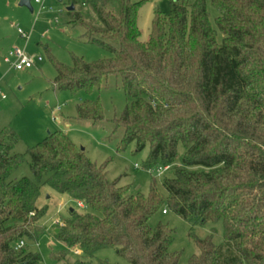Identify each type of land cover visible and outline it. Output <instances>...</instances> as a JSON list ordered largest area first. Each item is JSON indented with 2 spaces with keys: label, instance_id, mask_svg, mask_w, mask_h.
<instances>
[{
  "label": "trees",
  "instance_id": "trees-1",
  "mask_svg": "<svg viewBox=\"0 0 264 264\" xmlns=\"http://www.w3.org/2000/svg\"><path fill=\"white\" fill-rule=\"evenodd\" d=\"M169 0L154 10L148 39L139 40L133 0H67L85 7L64 11L87 42L112 55L94 61L71 55V65L51 58L53 84L69 91L98 87L119 77L130 99L111 121L121 128L119 148L148 147L143 168L168 166L184 152L173 176L162 180L163 197L150 181L148 193L129 192L109 180L106 165L91 161L66 133H48L27 149L32 178L11 179L22 155L13 152L16 133L0 132V264H39L28 240L43 231L40 187L65 194L88 211L69 209L54 238L92 264L102 248H114L126 264H179L167 224L149 219L165 207L191 225L221 222L222 240L189 233L197 253L187 264H264V0ZM67 6V7H68ZM56 23V22H55ZM78 120L104 119L98 102L75 107ZM79 207V206H78ZM23 245L15 249L16 244ZM96 264H112L97 259Z\"/></svg>",
  "mask_w": 264,
  "mask_h": 264
},
{
  "label": "rangeland",
  "instance_id": "rangeland-1",
  "mask_svg": "<svg viewBox=\"0 0 264 264\" xmlns=\"http://www.w3.org/2000/svg\"><path fill=\"white\" fill-rule=\"evenodd\" d=\"M19 0H0V132L8 127L13 130L18 141L13 152L22 155L21 163L13 170L12 177L32 178L28 165L27 149L42 141L48 133L60 130L67 134L78 147H82L86 156L97 164L107 161L106 171L109 180H117L120 186H129V192L148 193L150 181H154L157 191L163 196L166 192L162 180L173 176V167L180 164L184 149L177 147V157L166 170L157 171L162 164L151 170L143 168L148 154V147L136 151L133 142L123 149L119 142L123 131L114 128L112 119L120 115L130 100L123 91L119 77L108 76L98 87L91 90L69 91L58 89L53 84L55 71L51 58L71 65V55L82 57L85 61H94L112 55L109 51L87 42L82 36L83 29L68 23L64 15L67 0H31L32 12L18 6ZM82 2L83 0H79ZM139 2L137 9V28L139 40L148 39L150 23L154 10L162 13L169 11V0H133ZM190 2L194 0H189ZM209 19L213 22L215 11L206 0ZM86 8L75 6L74 10L83 12ZM56 22V23H55ZM17 29L27 34L19 36ZM19 48L24 53L41 60L28 70H8L1 57L9 49ZM98 102L104 119L100 122L78 120L75 107L79 103ZM135 164L137 166H135ZM38 205H46L43 217L39 219L42 233L34 240H28L30 251L41 257L39 264H64L56 256L67 252V259H83L81 252L66 250L65 245L54 238V231L59 229L62 220L68 216L69 209L78 212L88 211L65 194H58L46 184L40 187ZM166 213L158 211L148 221L153 228L158 223L167 224L173 231L171 251L180 254L179 264H187L189 257L197 253V248L189 233L197 238L212 235V241L218 244L222 240L221 222H204L191 225L165 207ZM105 259L112 264H126V260L115 253L114 248L99 249L91 263Z\"/></svg>",
  "mask_w": 264,
  "mask_h": 264
},
{
  "label": "built area",
  "instance_id": "built-area-1",
  "mask_svg": "<svg viewBox=\"0 0 264 264\" xmlns=\"http://www.w3.org/2000/svg\"><path fill=\"white\" fill-rule=\"evenodd\" d=\"M35 3H40L39 0H34ZM17 33L19 34V36L23 37V38H27V34L25 32H23L21 29H17ZM41 60V58L39 56H37L36 58L24 53L22 50H20L17 47H14L10 50H8L3 56H2V62L4 64H6L8 66L9 69H14L17 71H22V70H27L30 69L32 67H34L39 61ZM135 166H137L135 164ZM168 168V166H163L158 167L157 171L161 172L162 170H166ZM77 205L79 207H82V203H77ZM163 213H165V211H163ZM23 245V241H19L16 246L15 249L21 247ZM76 252V251H75ZM78 253V251L76 252V254Z\"/></svg>",
  "mask_w": 264,
  "mask_h": 264
},
{
  "label": "water",
  "instance_id": "water-1",
  "mask_svg": "<svg viewBox=\"0 0 264 264\" xmlns=\"http://www.w3.org/2000/svg\"><path fill=\"white\" fill-rule=\"evenodd\" d=\"M58 1H61V0H58ZM31 0H19L18 1V6H21V7H25V8H27L30 12H32V7H31ZM66 9L68 10V11H71V10H73L74 9V7L72 6V5H69L68 7H66ZM81 149H83L82 147H81ZM56 231H58V229H56Z\"/></svg>",
  "mask_w": 264,
  "mask_h": 264
},
{
  "label": "crops",
  "instance_id": "crops-1",
  "mask_svg": "<svg viewBox=\"0 0 264 264\" xmlns=\"http://www.w3.org/2000/svg\"><path fill=\"white\" fill-rule=\"evenodd\" d=\"M9 50H10V49H9ZM4 54H5V53H4ZM4 54H3V55H4ZM1 60H2V57H1ZM36 65H37V64H36ZM36 65H35V66H36ZM7 68H8V66H7ZM30 69H31V68H30ZM8 70H11V69L8 68ZM27 70H28V69H27ZM12 173H13V171H12ZM12 173H11V175H10V178H11V179H18V178L15 177V176L12 177Z\"/></svg>",
  "mask_w": 264,
  "mask_h": 264
}]
</instances>
